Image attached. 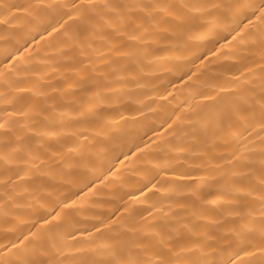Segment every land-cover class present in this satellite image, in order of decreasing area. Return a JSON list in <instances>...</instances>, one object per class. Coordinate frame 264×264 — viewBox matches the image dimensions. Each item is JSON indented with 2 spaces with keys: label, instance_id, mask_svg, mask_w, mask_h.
Listing matches in <instances>:
<instances>
[{
  "label": "bare ground",
  "instance_id": "6f19581e",
  "mask_svg": "<svg viewBox=\"0 0 264 264\" xmlns=\"http://www.w3.org/2000/svg\"><path fill=\"white\" fill-rule=\"evenodd\" d=\"M0 264H264V0H0Z\"/></svg>",
  "mask_w": 264,
  "mask_h": 264
}]
</instances>
